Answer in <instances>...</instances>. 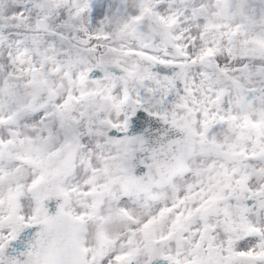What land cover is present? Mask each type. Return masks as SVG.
<instances>
[{"label":"snow or ice","instance_id":"obj_1","mask_svg":"<svg viewBox=\"0 0 264 264\" xmlns=\"http://www.w3.org/2000/svg\"><path fill=\"white\" fill-rule=\"evenodd\" d=\"M0 264H264V0H0Z\"/></svg>","mask_w":264,"mask_h":264}]
</instances>
